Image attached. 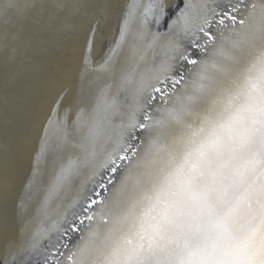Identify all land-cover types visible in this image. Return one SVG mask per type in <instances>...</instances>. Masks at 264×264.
<instances>
[{
  "label": "snow or ice",
  "instance_id": "snow-or-ice-1",
  "mask_svg": "<svg viewBox=\"0 0 264 264\" xmlns=\"http://www.w3.org/2000/svg\"><path fill=\"white\" fill-rule=\"evenodd\" d=\"M98 31L0 264H264V0H129L99 58Z\"/></svg>",
  "mask_w": 264,
  "mask_h": 264
},
{
  "label": "bare ground",
  "instance_id": "bare-ground-1",
  "mask_svg": "<svg viewBox=\"0 0 264 264\" xmlns=\"http://www.w3.org/2000/svg\"><path fill=\"white\" fill-rule=\"evenodd\" d=\"M47 1L49 2L38 4L37 10L47 8V12L56 11L59 1L65 2L67 7L61 16H64L63 22H66L67 26L61 31L57 26L60 23L58 20L52 37L48 40L45 35L41 47L34 52L29 51L27 59L19 65L22 77L18 86H14L8 98L0 100L3 116L9 113L0 139V152L1 149L3 151L0 156V193L7 189L6 201L0 196V221L6 222V227L0 223V260L9 241L26 239V236L22 237L18 232L20 220L17 210L14 217L17 218L16 222L12 225L7 221V215L16 202L15 199L10 200V190L12 185L21 179L18 169L24 164L26 167L28 163L31 165L32 161L27 159L38 148L40 124L47 113L52 96L63 86L79 84L81 52L84 50L89 30L93 25H96L99 31L106 28L107 13L112 0ZM175 1L172 0L173 3ZM128 2L129 0H118L116 21L113 25L118 24L120 10ZM107 44L109 45L108 42ZM104 52L99 46L94 55L100 57ZM4 72L9 73V68L3 69ZM18 163H21L19 168ZM19 170L21 171V168Z\"/></svg>",
  "mask_w": 264,
  "mask_h": 264
},
{
  "label": "water",
  "instance_id": "water-1",
  "mask_svg": "<svg viewBox=\"0 0 264 264\" xmlns=\"http://www.w3.org/2000/svg\"><path fill=\"white\" fill-rule=\"evenodd\" d=\"M43 1L49 2L47 0H0V100L8 98L9 93L14 90V86H18L22 77L20 75L21 66L19 67V65L27 59L29 51L34 52L40 48L45 35H47L46 37L48 40L52 37L53 28L58 20L60 23H58L57 26L61 28V31L67 26V23L63 22L65 20V18H63L64 16H61L67 7L65 2L59 1V8L55 9L56 11L47 12V8L44 10H37L38 4ZM117 2L118 0H112L110 3L107 13L108 20L106 28L97 33L94 54L99 46H101L103 52L106 51L117 34L118 24L113 25L116 21L115 14ZM176 2H178V0L174 3ZM6 5L12 6L7 12L5 11ZM97 58H99V56ZM5 68H9V73H3V69ZM8 114L3 116V110L0 111V139L1 130ZM2 152L1 149L0 156ZM33 154L30 156L27 155V160L32 161ZM23 161L24 160H22V162ZM21 163H18L17 168H19ZM20 168L21 171L19 170ZM20 168L18 171L20 172L21 179L15 182L10 190V200L15 199L14 202L21 191L23 179L28 174L30 165L28 163L26 167L24 164L21 165ZM14 207L15 205L12 206L11 211L9 210L10 212L7 215V221L12 225L16 222L15 219H17L14 218L16 211Z\"/></svg>",
  "mask_w": 264,
  "mask_h": 264
}]
</instances>
